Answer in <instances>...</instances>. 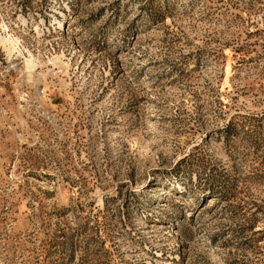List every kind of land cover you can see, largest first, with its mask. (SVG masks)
<instances>
[{
    "label": "rangeland",
    "instance_id": "1",
    "mask_svg": "<svg viewBox=\"0 0 264 264\" xmlns=\"http://www.w3.org/2000/svg\"><path fill=\"white\" fill-rule=\"evenodd\" d=\"M0 36V264H264V0H0Z\"/></svg>",
    "mask_w": 264,
    "mask_h": 264
},
{
    "label": "bare ground",
    "instance_id": "2",
    "mask_svg": "<svg viewBox=\"0 0 264 264\" xmlns=\"http://www.w3.org/2000/svg\"><path fill=\"white\" fill-rule=\"evenodd\" d=\"M14 43H17L16 38L13 36H10V38H6L3 36H0V45H2L3 49L9 54L14 49ZM35 63L33 62V59H29V62H27L28 67L32 68Z\"/></svg>",
    "mask_w": 264,
    "mask_h": 264
}]
</instances>
